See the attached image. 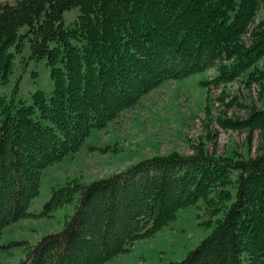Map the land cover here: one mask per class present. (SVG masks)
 I'll list each match as a JSON object with an SVG mask.
<instances>
[{
    "label": "trees",
    "instance_id": "obj_1",
    "mask_svg": "<svg viewBox=\"0 0 264 264\" xmlns=\"http://www.w3.org/2000/svg\"><path fill=\"white\" fill-rule=\"evenodd\" d=\"M26 44L29 58L46 59L53 87L27 101L15 97L18 77L8 98L0 93V232L31 214L45 166L163 81L215 67L204 84L240 75L246 85L264 83V0L0 1L1 83ZM221 120L264 132V108L255 105ZM75 198L61 229L0 264H102L200 198L212 212L230 202L183 257L160 264H264V149L216 154L200 144L191 154L144 156L89 182L53 186L42 213Z\"/></svg>",
    "mask_w": 264,
    "mask_h": 264
},
{
    "label": "rangeland",
    "instance_id": "obj_2",
    "mask_svg": "<svg viewBox=\"0 0 264 264\" xmlns=\"http://www.w3.org/2000/svg\"><path fill=\"white\" fill-rule=\"evenodd\" d=\"M76 13V7L65 10V22ZM260 16L258 11L256 18ZM28 54L26 44L23 51L15 53L6 82H0V93L7 98L18 77L15 97L27 101L35 89L48 91L53 87L46 59L29 58ZM263 63L264 56L258 65ZM215 72L216 68L210 67L180 79L163 81L143 94L138 102L122 109L104 127L92 130L77 150L45 166L38 192L28 206L31 214L8 223L0 232V261L18 262L31 243L61 229L65 218L73 213L76 198L47 214L42 213L53 186L72 179L89 182L156 153L176 150L191 154L200 144L216 154H232L236 150L254 155L258 149H264L263 130L249 131L221 124L223 117H245L251 105L264 108V83L253 81L246 85L245 75L220 84L202 82L211 79ZM229 202L223 201L222 207L212 212L213 206L200 198L178 209L176 217L154 233L137 238L126 250L102 264H160L179 259L210 231L216 223L214 218L224 214Z\"/></svg>",
    "mask_w": 264,
    "mask_h": 264
}]
</instances>
